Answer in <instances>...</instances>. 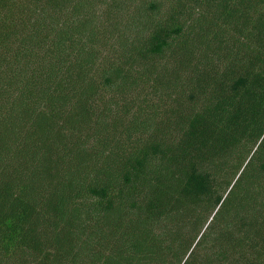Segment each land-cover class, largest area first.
<instances>
[{
	"label": "trees",
	"instance_id": "obj_1",
	"mask_svg": "<svg viewBox=\"0 0 264 264\" xmlns=\"http://www.w3.org/2000/svg\"><path fill=\"white\" fill-rule=\"evenodd\" d=\"M0 264H264V0H0Z\"/></svg>",
	"mask_w": 264,
	"mask_h": 264
}]
</instances>
